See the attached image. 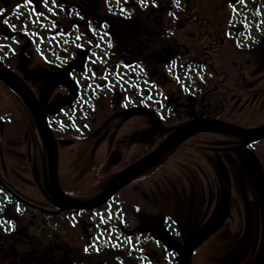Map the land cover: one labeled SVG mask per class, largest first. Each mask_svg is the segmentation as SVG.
<instances>
[{"label":"flooded vegetation","instance_id":"1","mask_svg":"<svg viewBox=\"0 0 264 264\" xmlns=\"http://www.w3.org/2000/svg\"><path fill=\"white\" fill-rule=\"evenodd\" d=\"M38 1L45 0H5L0 5V61L28 85L42 107L58 150V175L50 171L47 143L32 108L0 79V93L5 94L0 97V240L7 264H185L184 249L217 223L223 204L222 222L186 263L263 262L264 200L256 181L264 185V139L199 132L104 203L76 206L103 197L128 167L188 124L221 120L264 126L263 113L250 115L242 108L253 109L263 99L264 84L257 83L256 93L245 75L258 67L240 63V76L250 88L247 94L229 83L227 72L217 81L211 62L188 58L183 50L171 49L167 40L150 53L154 35H149V27L163 24L139 19L147 7L144 0H87L92 10L85 2L80 3L82 10L74 1V6L63 5L65 12L59 8L53 14L55 7L42 2L39 8ZM251 1V10L234 14L225 30L246 52L264 44V12L256 7L260 1ZM181 3L175 2V19L169 23H176L178 32L184 22L195 24L199 40L206 42L212 37L210 21L196 16L183 20ZM72 14L85 19L75 21ZM161 33L156 35L171 39ZM217 41L213 39L210 48ZM159 74H169L182 102L192 103L180 104L170 84L157 79ZM190 78H196L193 86ZM212 83L221 100L230 92L235 93L232 99L238 97L231 110L226 108L229 101L220 108L208 102ZM177 116L184 122L175 121ZM148 123H154V133L164 135L163 140L156 137L148 145ZM189 144L200 148V160L177 154ZM221 166L223 185L216 175ZM256 170L260 174L253 198L236 183ZM160 178L162 185L156 183ZM224 190L227 194L219 202L217 191ZM60 192L74 206L59 199ZM241 205L250 208L249 218L243 219ZM235 212L242 218L236 219Z\"/></svg>","mask_w":264,"mask_h":264},{"label":"rangeland","instance_id":"2","mask_svg":"<svg viewBox=\"0 0 264 264\" xmlns=\"http://www.w3.org/2000/svg\"><path fill=\"white\" fill-rule=\"evenodd\" d=\"M56 2L52 1L51 6L56 7L57 9L62 8L61 11L66 10V8L63 5H69V6H74V1L77 4L80 3H87L89 7H91V10L94 7V5H90L88 3L87 0L84 1H80V0H55ZM182 2L181 6H182V18L183 20L186 19L187 16H193V17H199L201 19H208L210 21V23H208L209 27L208 30L212 33V37H207V41H203V40H199V35L198 33H196L197 29L195 24H188L186 22L184 27H183V31L182 32H178L175 27H176V23L174 22H170L169 20L175 19V2ZM232 1L234 0H144L146 7V11L141 10L139 12L140 14V20H144L147 21V23H159V24H163L162 27H156V25L153 24V26L149 27L150 28V32L149 35H151V33L154 35L153 39H151L149 41V46H150V53L152 52V50H155L157 52V50L159 48L162 47L163 44H165L166 40L170 43V48L171 49H179V50H183L186 54V56L188 58L191 59H195L198 60L199 62H204V61H209L214 65V70L216 71V76H218L217 81L219 80H224L225 76L223 74V72H227L228 76H229V83L231 82L232 85L234 87L237 86V91H239L240 93L246 92L248 94V86H246L243 83V78H241V73H239L240 67H242L241 64H243V66L247 65V63L250 62V64H252L251 67H258V70H254L253 72H245V75L247 76V82H251V80L254 82L255 86V91L257 93L258 91V85L257 83L260 82L262 84H264V44L261 45V47H259L256 50L250 51V52H246V51H242V49L237 47V44L234 43L230 38H229V34L228 32H225V30L228 27V24L230 23V18H232L234 16V14H237L239 10H245L246 13L247 11H249V9L251 10L252 5L249 4L248 2L251 0H246L245 2H241V4H237L238 7L235 8L237 5H235ZM38 1L37 7L40 8V4L42 2H46L42 1L40 2ZM251 2H258L257 0H252ZM6 2L5 0H0V5H4ZM43 5V4H41ZM81 6V4H80ZM261 6H263L264 8V0H261ZM82 10L83 7L81 6ZM239 9V10H238ZM38 12H41L40 10ZM52 13V12H51ZM73 15V14H72ZM61 16V15H60ZM59 16V17H60ZM74 20L75 21H81L82 19H85V17H81V16H77V15H73ZM51 18L55 19V16H52ZM60 18H63L60 17ZM47 19V18H46ZM107 19V17H106ZM138 19V20H139ZM63 20V19H62ZM44 20H41V22ZM55 22H57V20H54ZM144 23V22H143ZM142 23V24H143ZM165 24V26H164ZM166 28H170L171 30L174 29V32H168V30H166ZM161 30H163L162 33H164V31L170 35V38H167V35L162 34ZM207 30V28H206ZM161 33V37H159L156 34ZM173 37H175L177 40H173V42L171 43V40L173 39ZM216 40L218 39V41L216 42L217 44L210 48V43L212 42L213 39ZM151 42V43H150ZM155 56H157L155 54ZM235 63V64H234ZM241 63V64H240ZM233 66V67H232ZM232 67V68H231ZM157 79H159L162 83L164 82H168L170 84V88H172L174 90V92L171 90V93H173L172 95L174 96V98L176 96L179 97L180 89L178 88V86H176L175 84H173V80L168 78L169 74H159L156 76ZM240 77V78H239ZM196 80V78H190L189 83L192 84V86L194 85V81ZM213 88L211 92H209L207 94L208 96V102H210L211 104L213 103L214 108H220L222 106V103L224 105H226V101H229L230 104L228 107H226L227 109L231 110L232 104H234L236 102V100L238 99V95L236 96L237 98L232 99V94L235 95V93L230 92L229 96H225V100H221V98L216 96V87H215V83L211 84ZM191 86V87H192ZM2 86L0 85V91L2 90ZM192 91V90H191ZM263 97L262 100H260L255 104L256 106L253 107V109H251L249 106H243L242 108L244 109V112H250V115L252 114V112H259L258 114H264V91L261 94ZM3 96L5 97V94H1L0 93V97ZM206 96V98H207ZM248 96H251V99L253 97V93L249 94ZM232 99V100H231ZM179 102L184 101L183 100V95L180 96L177 99ZM222 102V103H221ZM187 104V103H192V100L187 101V102H182L180 104ZM243 100H241L240 106H242ZM263 103V104H262ZM146 116V115H145ZM178 116L176 117L175 121L177 120ZM183 120V119H182ZM182 120H177V122L179 123H183L184 121ZM147 131L150 132L151 136L147 138V143L149 145V142L151 140H156V137L158 138V142L163 140L164 135L161 136V134L155 132L154 133V123H148L146 126ZM159 134V136H158ZM146 143V144H147ZM260 152V154H262V150H258ZM179 153V156L181 155H187V156H191V158H195L197 160H200V148L198 147H194V145H187L184 146L182 148H180L177 152V154ZM212 154L214 156H216L215 151H212ZM247 155H252V154H247ZM105 157V155H102ZM253 156V155H252ZM217 157V156H216ZM262 158V160L264 161V156L262 157V155L260 156ZM253 157H249V160L252 159ZM221 167H218V171L216 172V175L220 176V180H221V184H226L225 177L226 175L224 174V168L223 170H221ZM252 175L249 177L246 175V173L244 175H242L237 181L240 183H236L237 187H241V185H243V189L245 190V192H247V195L249 197H252V193L254 192L255 188H256V184H254L255 179L257 177H259L258 171H252L251 172ZM248 174V173H247ZM189 184H190V179L188 178ZM162 179L160 178L156 183H159L160 185H162ZM216 182V181H215ZM153 187H157L158 185L154 184L152 185ZM162 187V186H161ZM219 190V189H218ZM217 197H218V201L221 202V198L222 195L227 194L226 191H217ZM236 195V194H235ZM234 195V196H235ZM254 198V196H253ZM220 205V204H219ZM242 206V211H239L242 213V217L243 219H247L250 217L249 215V211H247L250 208H244L243 205ZM254 206V205H253ZM254 209H252V211L255 213L257 210V207H253ZM235 217L236 219H240L242 217H239L237 215V213L235 212ZM239 217V218H238ZM238 229V228H236ZM243 232V229H242ZM241 232V233H242ZM240 233V234H241ZM255 230L251 233V234H255ZM239 234V233H237ZM0 264H7V260L5 261V257H3V255H5L4 253V245L2 244V240H0Z\"/></svg>","mask_w":264,"mask_h":264},{"label":"water","instance_id":"3","mask_svg":"<svg viewBox=\"0 0 264 264\" xmlns=\"http://www.w3.org/2000/svg\"><path fill=\"white\" fill-rule=\"evenodd\" d=\"M0 78L9 86H12L16 92L24 97L28 105L32 108L35 117L37 118L39 128H41L43 138L46 140L47 143V150L49 151V160H50V171L52 174L57 177L58 175V150L56 149V144L54 138H52L51 129L49 128L47 117L45 116L42 107L40 106L39 102L37 101L35 95H33L31 89L21 80L16 74L12 71L7 69L0 61ZM158 126L160 127L161 123L157 119ZM224 132L227 134H234L241 138H245L249 141L264 139V127L259 128H245L240 127L235 124H229L223 121L217 120H210L204 122H194L188 124V126L182 127L178 129L172 136H170L167 141L162 143L154 152L146 155L145 158L135 162V164L128 167L127 170L124 171L120 176L116 178L113 185L108 189V191L98 200L93 201L92 203H85V204H77V207H86V208H93V206H97V204L104 203L105 200L109 199L116 191L125 187V185L131 183L136 179L138 175L145 172L147 168L151 165L157 163L162 157L167 154V152L178 145L181 142L188 139L193 135L199 134V132ZM258 184V188L260 194H262L264 200V186L259 181H256ZM57 197L61 199L63 197V202L69 204V207L74 206L75 203L70 202L61 192L57 194ZM223 209L219 215V219L217 223L210 227L207 233L204 236H196L189 242L187 247L184 249V263H186L188 257L191 254V251L200 244L204 238L209 235L211 232H214L217 226L222 222V215L225 212V204L222 205ZM260 264H264L261 262Z\"/></svg>","mask_w":264,"mask_h":264},{"label":"trees","instance_id":"4","mask_svg":"<svg viewBox=\"0 0 264 264\" xmlns=\"http://www.w3.org/2000/svg\"><path fill=\"white\" fill-rule=\"evenodd\" d=\"M10 1H17V0H10ZM13 4H14V3H13ZM258 8H259V7H258ZM258 8H257V9H258ZM254 10H256V9H254Z\"/></svg>","mask_w":264,"mask_h":264},{"label":"snow or ice","instance_id":"5","mask_svg":"<svg viewBox=\"0 0 264 264\" xmlns=\"http://www.w3.org/2000/svg\"><path fill=\"white\" fill-rule=\"evenodd\" d=\"M241 2H242V0H241Z\"/></svg>","mask_w":264,"mask_h":264}]
</instances>
